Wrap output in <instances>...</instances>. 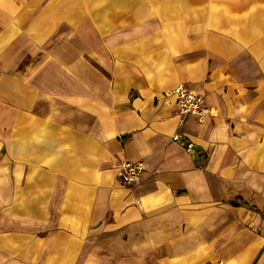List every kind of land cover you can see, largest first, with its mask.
<instances>
[{
  "label": "crops",
  "instance_id": "0c3cea01",
  "mask_svg": "<svg viewBox=\"0 0 264 264\" xmlns=\"http://www.w3.org/2000/svg\"><path fill=\"white\" fill-rule=\"evenodd\" d=\"M0 264H264V0H0Z\"/></svg>",
  "mask_w": 264,
  "mask_h": 264
},
{
  "label": "built area",
  "instance_id": "2783aa9c",
  "mask_svg": "<svg viewBox=\"0 0 264 264\" xmlns=\"http://www.w3.org/2000/svg\"><path fill=\"white\" fill-rule=\"evenodd\" d=\"M170 95L174 99L178 113L181 117L195 115L201 118L206 113L203 94L190 91L182 85L174 87ZM178 134L172 135V140H178ZM192 143H185V150L190 152ZM143 164L141 161H122L118 167V182L122 185H134L141 180Z\"/></svg>",
  "mask_w": 264,
  "mask_h": 264
}]
</instances>
